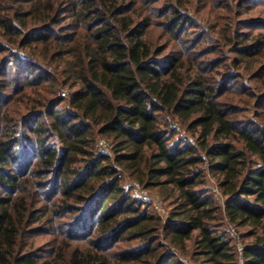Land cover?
<instances>
[{
    "label": "trees",
    "instance_id": "obj_1",
    "mask_svg": "<svg viewBox=\"0 0 264 264\" xmlns=\"http://www.w3.org/2000/svg\"><path fill=\"white\" fill-rule=\"evenodd\" d=\"M0 38V264H264V0H0Z\"/></svg>",
    "mask_w": 264,
    "mask_h": 264
},
{
    "label": "rangeland",
    "instance_id": "obj_2",
    "mask_svg": "<svg viewBox=\"0 0 264 264\" xmlns=\"http://www.w3.org/2000/svg\"><path fill=\"white\" fill-rule=\"evenodd\" d=\"M0 40H1V38H0ZM56 93L59 96H62V97H68L69 94H70L69 90L64 89L63 87H57L56 88ZM256 103H257V101L255 102L253 99H250L249 104L247 106H244V107H248V111H250V112L247 113V117H249V119H251V120H254L253 112L257 111V107H256L257 104ZM174 127H175V125L173 124V128ZM175 129H176V132L179 133V136L185 137L186 139L189 138L191 143L195 142V139H193L187 133L186 129L183 126H178ZM99 141L103 142V144H102L103 145V147H102L103 149H109V143L106 140L100 139ZM131 183H132V181L130 180L128 174L124 173L123 174L122 185L127 189V188H130V184ZM208 188L211 189L213 192H215L216 197H218L220 199V201H223V198L221 197V195L219 194V192L217 190V186H216L215 182L211 178H209V180H208ZM149 192L151 193V196H150V199L147 201V204H151L153 206V208H155L163 217H165L166 213H168V211H169L168 206L162 201V197L159 195L158 192H156V191H149ZM247 231H248V228H244L240 232H238L237 237H235V241L238 244L239 251H240L241 247L243 246L244 242L247 241V240H244L242 238V235L244 233H246ZM191 247L192 246L190 244V248ZM181 257L187 264H195L190 259L189 256L188 257L187 256H181Z\"/></svg>",
    "mask_w": 264,
    "mask_h": 264
},
{
    "label": "built area",
    "instance_id": "obj_3",
    "mask_svg": "<svg viewBox=\"0 0 264 264\" xmlns=\"http://www.w3.org/2000/svg\"><path fill=\"white\" fill-rule=\"evenodd\" d=\"M98 144L102 151L108 152V149L102 148V141H99ZM130 189L133 197L139 200L140 202L146 203L150 199L151 193L149 192V190L143 188L139 183L132 182L130 184Z\"/></svg>",
    "mask_w": 264,
    "mask_h": 264
}]
</instances>
